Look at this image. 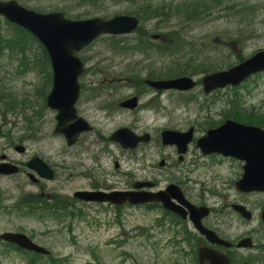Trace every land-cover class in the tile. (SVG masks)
I'll return each mask as SVG.
<instances>
[{
	"label": "rangeland",
	"instance_id": "rangeland-1",
	"mask_svg": "<svg viewBox=\"0 0 264 264\" xmlns=\"http://www.w3.org/2000/svg\"><path fill=\"white\" fill-rule=\"evenodd\" d=\"M18 1L40 12L63 11L71 19L78 14L80 19L124 15L134 6L127 1L113 0L95 4L85 0ZM213 1L220 4L208 6L207 13L199 16L198 4ZM148 7V14L160 13L163 8L166 16L140 19L134 34L102 37L80 54L86 72L80 79L83 92L77 111L92 125L93 131L82 135L75 148L81 151L79 166L65 168L68 182L63 184L64 195L88 186L87 166L92 164V159L89 161L86 152L90 157L93 144L96 149L105 146L107 150L109 146L104 139L120 127L137 125V118H142L141 123L146 126L142 129H158L159 135L168 124L183 123L180 114L183 105L191 112L190 116L185 113L186 121H195L197 116L209 113L216 115L232 108L234 103L245 112L264 113V73L251 78L239 89L224 90L214 96L205 95L201 86L187 93L167 91L153 96L151 90L145 94L149 89L144 86L145 80L177 75L200 81L204 67L225 68L226 64L233 65L238 55L248 57L264 49V0H150ZM7 31L5 23L0 21V32L7 34ZM153 35L163 37L172 50L166 54L158 52ZM141 43L147 48H139ZM26 57L27 60L22 61L23 57L7 51L0 57V150L9 148L8 151L14 153V146L26 143L25 135L30 133L36 138L37 152L56 151L60 148V139L53 137L55 113L45 107L44 102L51 84L45 81L46 69L37 61L40 55L36 46L29 47ZM130 96L140 98V111L132 115L116 105ZM238 118L247 122L240 115ZM197 122L210 127L219 124L220 119L214 116L211 121ZM4 134L7 139H2ZM111 152L113 157L118 153L114 146ZM192 162L193 167L199 166V171L206 175L194 173L193 181L208 189V202L215 201L212 194L222 192L221 184L230 185L236 179L237 172L232 168L206 171L204 168L208 166L201 167L198 157L193 156ZM110 165L109 172L114 173L112 163ZM7 186L1 181L4 191ZM2 194L15 201L11 195ZM258 199L255 197V206ZM79 207L83 216L63 220L62 228L51 221L39 223L14 216L11 221L1 218L0 233L18 228L33 232L35 242L50 251V258L41 264H52V261L58 264H182L183 259L175 255L171 246V234L156 226L155 217L152 219L150 214L129 207L121 212L105 206ZM6 248L0 243V264H25L22 254L5 251Z\"/></svg>",
	"mask_w": 264,
	"mask_h": 264
},
{
	"label": "flooded vegetation",
	"instance_id": "flooded-vegetation-1",
	"mask_svg": "<svg viewBox=\"0 0 264 264\" xmlns=\"http://www.w3.org/2000/svg\"><path fill=\"white\" fill-rule=\"evenodd\" d=\"M15 1L29 8L18 0ZM228 89L231 88L227 87L224 90ZM219 92L222 91L213 92L210 96ZM148 93H151L150 89ZM152 94L155 96L163 93L152 91ZM116 105L119 106L118 103ZM204 105L207 106L205 103ZM139 107L133 111L120 110L132 115L140 111ZM186 107L183 105L180 111L183 123L168 124L160 130L159 135L158 129H153L151 126V128L142 129L146 126L142 125V118H137L139 123L137 125L132 123L129 128L138 136L147 135L148 137L147 141L140 142L134 149L123 150L117 144L110 143L107 138L104 139L105 144L109 146L107 150L104 149L105 146L96 149L93 144L90 157L88 151L86 152L89 161L92 159V164L87 166L89 176L86 179L89 180V184L82 190L73 191L71 195L63 194V184L68 182L64 171L67 167L69 169L79 166L81 151L75 149L79 141L74 146H68L64 136L53 134V137L60 139V148L56 151L46 149L37 152L34 134H26L27 142L14 146L16 153L8 151L9 148L0 150V165H6L14 172L7 175L0 174V185L1 181H5L8 185L6 191H4L5 188L0 187V220L5 217L11 221L16 216L21 219H33L39 223L51 221L62 228L61 221L64 215L70 218L77 216L80 213L79 205L105 206L119 212L127 207L137 208L145 214H150L152 219L155 217L154 224L171 234V246L175 255L183 259L182 264H264V219L262 217L264 192L239 191L236 183L244 172L243 161L216 153L205 155L198 148L199 139L203 138L208 130L228 120L240 122L239 107L234 103L228 110L220 111L216 115L209 113L197 116L195 121L184 119L185 113L188 116L191 113ZM108 109L110 108H106ZM199 109L202 110L200 106ZM245 114L254 116L255 111L250 110L243 115ZM214 116L220 119L219 124L207 127L197 122V120L211 121ZM163 131L180 133L177 139L180 140L179 145H164L161 138ZM188 132H191L192 137L187 143L186 140L190 139V136L186 135ZM2 139H7V135H2ZM17 146H20L21 150H17ZM111 146H114L118 152L114 157ZM193 156L200 159L201 167L205 165L209 167L204 168L206 171L232 168L237 172L236 179L230 185L221 184L222 192L212 194L216 198L213 202L207 201L208 189L200 186L197 180L193 181L194 173L206 176L199 171V166L193 167ZM109 162L112 163L114 173L109 172L111 167ZM65 163L70 164L66 166ZM195 186L197 189H193ZM168 190L170 204L178 214L164 209L160 202L135 207L127 203L116 206L111 203H86L74 195L78 191L162 194ZM2 193L11 195L15 201H11ZM255 197L259 198L256 206ZM192 208L199 209V212L206 211L199 220V226L208 232L209 236L201 233L191 220V217H194L191 214ZM240 208L247 213L245 216L248 217L240 213ZM11 232H23L33 239V232L29 229L18 228ZM202 252L203 255H201ZM215 258H221V263Z\"/></svg>",
	"mask_w": 264,
	"mask_h": 264
},
{
	"label": "water",
	"instance_id": "water-1",
	"mask_svg": "<svg viewBox=\"0 0 264 264\" xmlns=\"http://www.w3.org/2000/svg\"><path fill=\"white\" fill-rule=\"evenodd\" d=\"M0 16L30 32L46 49L53 71V86L47 96V107L57 111L58 122L55 133L67 137L69 145L75 143L80 133L91 130L90 126L77 117L75 104L80 93L79 77L83 74V64L75 55L102 35H122L132 33L138 20L130 16H116L109 20L93 18L74 21L64 18L61 13L41 14L26 10L15 2H0ZM264 71V50L259 51L227 70L218 71L203 77L202 85L206 94L226 86H239L248 77ZM156 90L188 91L196 86L190 77H179L164 81H147ZM137 99L121 104L124 108L134 109ZM190 136V133L188 134ZM187 135V136H188ZM180 136L172 132L163 133L164 144H177ZM112 141L120 142L125 148L133 147L138 140L133 139L127 129L117 131ZM186 142H188L186 140ZM184 145V143H183ZM198 146L204 154L218 153L245 162L242 178L236 183L241 192H264V129L227 122L222 127L211 130L201 139ZM0 166V173H8ZM169 193V192H168ZM75 196L85 202H110L113 204H145L161 199L165 208L172 209L165 195L138 194L136 192H77ZM166 198V199H165ZM240 213L245 216L242 208ZM206 211L196 210L192 218L197 229L209 236L199 220ZM245 217H248L247 215ZM262 217L264 219V210ZM0 239L16 244L19 248L40 254H48L44 248L34 244L23 234L6 233ZM203 255V252L202 254ZM208 255V254H206ZM221 263V258H215Z\"/></svg>",
	"mask_w": 264,
	"mask_h": 264
},
{
	"label": "trees",
	"instance_id": "trees-1",
	"mask_svg": "<svg viewBox=\"0 0 264 264\" xmlns=\"http://www.w3.org/2000/svg\"><path fill=\"white\" fill-rule=\"evenodd\" d=\"M85 1L92 2L93 4H95L99 1H109V0H85ZM113 1H127V2L132 3V5L134 6L127 10L128 15H134L141 20L142 19L144 20L146 18H153V17L161 18L163 16H166L164 15L166 13V10H163V8L161 9L160 13L151 12L150 14H148L150 7L147 8V6H149L150 0H113ZM213 4H220V2L213 1L210 4H206V3L198 4V7H199L198 10L200 12H197V13H200L199 16L206 14L208 11V6L213 5ZM168 6H171V5H168ZM240 12H243V11H240ZM189 13L195 14L193 13V11H190ZM74 18L80 19L81 18L80 14H78ZM5 26L8 29L7 34H3L0 32V57L4 54L5 51H7L11 53H16L17 55L23 57L22 61H26L27 60L26 53L27 51H29V47L36 46L37 52L40 55V58L37 61H40V62L42 61L43 63L42 66L46 69V73H47L50 70L49 59H48V56L44 48L38 43V41L30 33H28L27 31H25L24 29L20 27L14 26L12 24H5ZM235 41L236 40H234V42ZM233 45L235 46V44ZM155 46L157 47V51L163 54H166L167 52H170L172 50V46L168 44V41L167 43L166 42L156 43ZM139 48L145 49L147 48V46L146 44L141 43ZM151 49H154V46H152ZM245 59L246 58L243 57L242 55H238L236 56V59L233 65L240 63ZM231 66L232 64H226L225 68L227 69ZM204 68L205 69L202 70L203 73H209L211 71L225 69V68H220V67L218 68L212 67V69L210 70L209 66H206ZM178 76L179 75L175 77H178ZM168 78H172V77L169 76ZM240 116L246 119L247 123L250 122L253 125L264 128V113H257L255 116H247V115L244 116L243 114L240 113ZM10 250H15L19 252L20 254H22L27 260L26 264H39V263L41 264L42 263L41 256H38V255L29 256L27 255V253L19 251L18 249L13 248V247H7L5 251H10Z\"/></svg>",
	"mask_w": 264,
	"mask_h": 264
},
{
	"label": "bare ground",
	"instance_id": "bare-ground-1",
	"mask_svg": "<svg viewBox=\"0 0 264 264\" xmlns=\"http://www.w3.org/2000/svg\"><path fill=\"white\" fill-rule=\"evenodd\" d=\"M141 75V74H140Z\"/></svg>",
	"mask_w": 264,
	"mask_h": 264
}]
</instances>
